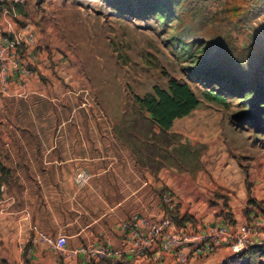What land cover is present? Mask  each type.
I'll use <instances>...</instances> for the list:
<instances>
[{
  "label": "crops",
  "instance_id": "0c3cea01",
  "mask_svg": "<svg viewBox=\"0 0 264 264\" xmlns=\"http://www.w3.org/2000/svg\"><path fill=\"white\" fill-rule=\"evenodd\" d=\"M30 6L28 0H0V40L11 37L5 35L10 26L26 27ZM12 9L15 17L5 14ZM37 52L43 57L27 66L29 75L19 71L8 83L0 81V264H155L159 258L168 263L174 254L162 252L163 236L142 253L122 224L169 216L178 228L192 222L200 227L202 220L205 226L223 222V209L241 220L249 197L241 183L234 194V172L225 173L230 181L220 186L213 166L182 169L168 165L163 145L156 146L159 154L151 152L154 138L163 141L177 132V121L197 109L166 132L151 125L147 112L151 130H122L121 111L91 95L84 80L73 78V66H54L55 51ZM19 53L28 63L35 55L25 44ZM79 168L92 176L84 187L74 182ZM219 190L231 196L225 208L216 202ZM40 233L67 236L69 252L108 244L125 259L89 262L83 253L66 255L42 242Z\"/></svg>",
  "mask_w": 264,
  "mask_h": 264
},
{
  "label": "rangeland",
  "instance_id": "374dc122",
  "mask_svg": "<svg viewBox=\"0 0 264 264\" xmlns=\"http://www.w3.org/2000/svg\"><path fill=\"white\" fill-rule=\"evenodd\" d=\"M171 1L163 3L165 14L157 11L145 17L137 3L126 8L131 11L121 12L112 0H28L31 18L24 27L34 31L36 44L30 63L22 57L25 73L31 72L29 64H40L43 56L38 50L55 51L54 66H73L75 80H84L93 90L90 94L106 107L121 111L122 130L144 132L152 127L137 109L136 96L146 95L155 85L167 88L176 78L190 82L202 98L189 73L222 64L224 58L230 70L247 71L264 54V0ZM241 109L237 99L229 108L202 99L195 113L177 121V132L163 141L153 139L151 152L159 154L156 146L163 145L168 165L213 166L220 186L230 181L225 173L234 172L230 183L234 194L241 183L249 197L240 221L223 209L219 214L223 222L180 225L202 235L225 228L223 241L201 248L189 245L184 262L175 259L174 250L172 261L160 259L155 264H264V128L232 123ZM219 192L216 202L225 208L231 196ZM240 232L245 235L244 247L235 250Z\"/></svg>",
  "mask_w": 264,
  "mask_h": 264
},
{
  "label": "trees",
  "instance_id": "16d2710c",
  "mask_svg": "<svg viewBox=\"0 0 264 264\" xmlns=\"http://www.w3.org/2000/svg\"><path fill=\"white\" fill-rule=\"evenodd\" d=\"M165 1L167 0H112V4L124 12L131 11L132 8H126L132 3H137L139 4L137 11L147 17L157 11L165 14L167 12L163 6ZM226 61L224 58L222 64L211 63L189 73L200 89L202 98L187 80L171 78L167 88L155 85L146 95L136 96L137 109L140 113H149L151 124L158 125L166 132L172 129L177 119L195 111L202 99L225 108H229L232 100L237 99L242 109L232 118V123L240 127L250 124L253 127L264 128V54L251 62L247 66V69L249 68L247 71H232L226 67Z\"/></svg>",
  "mask_w": 264,
  "mask_h": 264
},
{
  "label": "built area",
  "instance_id": "2783aa9c",
  "mask_svg": "<svg viewBox=\"0 0 264 264\" xmlns=\"http://www.w3.org/2000/svg\"><path fill=\"white\" fill-rule=\"evenodd\" d=\"M25 0H15V3H22ZM5 14L11 17L16 16V10H6ZM10 34L11 37H5L0 40V81L3 84L8 83L13 74L19 71H25L24 59L20 56L19 47L22 44L27 45V48H34L36 44V35L31 28L16 30L10 26L5 35ZM91 179V174L85 168H79L74 174V181L78 187L85 186ZM168 200L169 197H166ZM124 230H128V238L134 244V249L140 252H145L147 247L151 246L159 237H164L161 248L162 252H175V259L178 262H184L187 258L186 247L189 245L196 248L208 246V243L217 245L219 241H223L227 233L225 228L220 230H211L208 235L195 233L187 228H178L169 216H164L160 220H149L147 218L135 217L125 221L122 224ZM238 234H243L242 232ZM42 242L56 248L63 254H73L76 252L83 253L89 262L104 259H121V252L114 251L108 244H97L94 246L83 247L76 251H68V238L65 235L51 236L45 233L39 234ZM215 238H218L216 240ZM219 238L221 240H219ZM245 235L241 236L239 244L234 245V249L238 250L244 247ZM237 239V237H236ZM228 241V240H227ZM230 243H234L231 241ZM157 260H160L157 259Z\"/></svg>",
  "mask_w": 264,
  "mask_h": 264
}]
</instances>
